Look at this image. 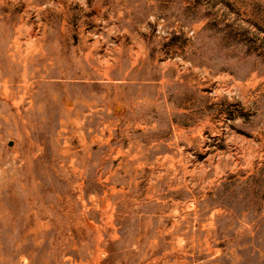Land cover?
<instances>
[{"label": "rangeland", "instance_id": "374dc122", "mask_svg": "<svg viewBox=\"0 0 264 264\" xmlns=\"http://www.w3.org/2000/svg\"><path fill=\"white\" fill-rule=\"evenodd\" d=\"M0 264H264V0H0Z\"/></svg>", "mask_w": 264, "mask_h": 264}]
</instances>
